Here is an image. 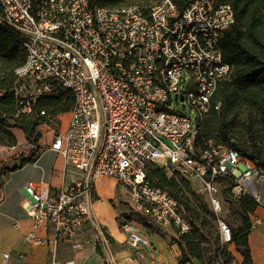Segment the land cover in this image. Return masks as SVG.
<instances>
[{
	"label": "built area",
	"instance_id": "2783aa9c",
	"mask_svg": "<svg viewBox=\"0 0 264 264\" xmlns=\"http://www.w3.org/2000/svg\"><path fill=\"white\" fill-rule=\"evenodd\" d=\"M234 22L232 7L216 0H196L182 13L173 0H161L148 16L134 5L99 7L89 0H0V23L23 36L26 60L16 71L26 80L22 111L51 91V81L76 97L65 130L54 133L50 148L79 176L55 193L44 182L25 185L34 228L50 234L30 231L27 244L68 243L80 250L78 235L90 229L97 235L85 242L100 244L107 262L117 264L93 210L97 182L105 177L117 180L131 211L147 217L151 227L189 232L179 202L147 180L149 164L200 181L218 215L221 174L235 177L230 198L250 193L261 202L264 170L252 159L211 142L197 156L195 146L200 121L231 74L220 39ZM218 223L229 249L232 230L223 219ZM122 228L130 248L151 245L142 223L124 218ZM50 264L76 262L53 256ZM122 264L137 263L129 256Z\"/></svg>",
	"mask_w": 264,
	"mask_h": 264
},
{
	"label": "trees",
	"instance_id": "16d2710c",
	"mask_svg": "<svg viewBox=\"0 0 264 264\" xmlns=\"http://www.w3.org/2000/svg\"><path fill=\"white\" fill-rule=\"evenodd\" d=\"M161 0H89L92 6L122 7L134 5L148 16ZM182 13L196 0H173ZM230 5L235 22L224 30L220 39L223 58L231 65V74L222 80L212 98V108L200 121L195 140L197 156L210 146L231 147L252 159L264 170V0H216ZM23 36L14 27L0 23V146L17 147L14 129L21 130L30 146V153L0 168V189L3 177L9 172L34 162L44 149L41 126L55 127L60 117L75 106V93L51 81V91L38 95L31 102V110L23 112L27 88L20 89L26 80L16 71L26 60ZM29 87V85L27 86ZM219 108H216V105ZM147 180L167 190L182 206L191 230L178 234L174 240L180 255L179 264H225L235 261L234 254L223 246L217 221L223 219L232 230V245L242 255V264H254L249 235L253 228L251 216L259 206L264 207V192L259 202L246 193L237 199L229 197L236 185L232 174L218 177L222 199L227 212L218 215L210 199L197 192L189 179L171 174L156 164H149ZM137 220L147 224V217L136 214ZM131 219V214L126 213Z\"/></svg>",
	"mask_w": 264,
	"mask_h": 264
},
{
	"label": "rangeland",
	"instance_id": "374dc122",
	"mask_svg": "<svg viewBox=\"0 0 264 264\" xmlns=\"http://www.w3.org/2000/svg\"><path fill=\"white\" fill-rule=\"evenodd\" d=\"M61 129V123L55 127H44L45 140L51 135L47 134L48 130L53 131V136L55 132L61 131ZM29 151L30 147L20 146L14 151V154L18 158L8 163H15L24 155H28ZM189 180L197 192L204 193L209 198L208 194L203 191L200 181L196 179ZM98 186L100 198L94 203L95 217L102 228L105 238L109 242L110 250L117 264H122L124 259L129 256L137 264H179L180 251L177 245L173 243L178 236V229L176 227H170L167 233L164 228L160 232L148 224L142 223L143 231L151 242V249L144 247L140 249L130 248L126 245V235L122 228L123 220L124 218L128 219L127 213L131 214V219L138 221L136 219L137 215L131 211L126 202L119 201L118 194L114 192L115 181L113 179H101L98 182ZM219 195L222 201V212L220 215H223L227 212L226 208L228 204L225 205L221 193ZM118 201L119 204L116 207L115 203ZM138 222L141 223L140 221ZM217 224L219 225L218 221ZM11 230V232H7L8 234H0V264H41L45 257L44 252H42V248L45 245H41L39 249L31 250L29 247L22 245V239L18 242L14 241L13 238L17 235L18 231ZM89 230L81 231L78 235V238L83 242V248L74 250L70 244L62 243L57 253L58 259H73L76 264H109L103 247L100 244L94 245V243L85 242L90 238L94 240L97 235L94 230ZM5 253H8L9 257L4 263ZM21 253L22 256L20 255ZM50 259L51 257L47 259V264H49Z\"/></svg>",
	"mask_w": 264,
	"mask_h": 264
},
{
	"label": "crops",
	"instance_id": "0c3cea01",
	"mask_svg": "<svg viewBox=\"0 0 264 264\" xmlns=\"http://www.w3.org/2000/svg\"><path fill=\"white\" fill-rule=\"evenodd\" d=\"M69 118L70 113L62 115L60 117L62 124L61 131L65 130ZM44 127L49 128L47 125L41 126L43 137L40 140V145H42L44 149L40 152L35 161L29 162L23 167L11 171L3 177L2 186L0 189V234H8L7 232H11V229H14L15 231H18V233L13 238V240L18 242L20 239H22L23 246L29 247V249L34 250L39 249L41 245H45L43 246L44 248H42V252H44L45 257L43 258L44 260L41 264H47V259L51 257L49 261L50 264L53 256H56V258L58 259L57 253L60 250L59 247L61 244L57 248H54L52 244L31 245L27 244L25 241V237L30 231H34L38 236L47 235L43 230H36L34 228L33 221L28 216L27 208L28 200L30 199V197L25 191V185L28 182H44L46 186H48V188L51 190V192L55 193L76 180V178H78L79 176V172L72 168H67L63 156L50 148L53 138V131L48 130L47 134L51 135L47 140H45L43 131ZM14 133L17 136L18 145L17 147L0 146V168L5 162L13 161L14 159L18 158L14 154V151L17 148L22 145L30 147L24 133L21 130L14 129ZM29 153L30 151L28 152V154ZM105 178L113 179L115 181L114 192L118 194L119 201L126 202V200L122 196V190L117 180L109 177ZM98 182L96 186L95 201L100 198ZM119 201L115 203L116 207H118ZM251 219L253 222L255 220H259L255 225H253V228L249 235V244L251 247L253 261L254 264H264V207L259 206L255 213L251 216ZM161 229L162 228H159V230H157L161 232ZM169 229L170 228L165 229L167 233L169 232L167 231ZM47 236L48 238H50V234ZM144 248L151 249L150 246ZM229 249L235 257V261L232 264H242V255L236 252L233 245H230ZM20 255L22 256V253Z\"/></svg>",
	"mask_w": 264,
	"mask_h": 264
},
{
	"label": "water",
	"instance_id": "95a60500",
	"mask_svg": "<svg viewBox=\"0 0 264 264\" xmlns=\"http://www.w3.org/2000/svg\"><path fill=\"white\" fill-rule=\"evenodd\" d=\"M251 188H252V189H255V185H254V184H251Z\"/></svg>",
	"mask_w": 264,
	"mask_h": 264
}]
</instances>
